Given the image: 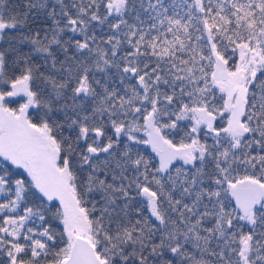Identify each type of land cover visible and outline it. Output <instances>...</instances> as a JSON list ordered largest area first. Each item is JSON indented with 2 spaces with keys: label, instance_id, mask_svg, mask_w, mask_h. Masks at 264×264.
I'll return each mask as SVG.
<instances>
[{
  "label": "snow or ice",
  "instance_id": "1",
  "mask_svg": "<svg viewBox=\"0 0 264 264\" xmlns=\"http://www.w3.org/2000/svg\"><path fill=\"white\" fill-rule=\"evenodd\" d=\"M0 264H264V0H0Z\"/></svg>",
  "mask_w": 264,
  "mask_h": 264
}]
</instances>
